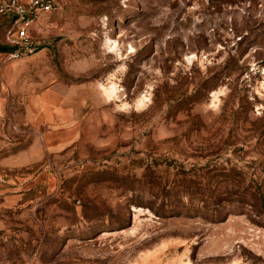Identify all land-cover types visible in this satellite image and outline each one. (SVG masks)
I'll list each match as a JSON object with an SVG mask.
<instances>
[{
	"label": "rangeland",
	"instance_id": "obj_1",
	"mask_svg": "<svg viewBox=\"0 0 264 264\" xmlns=\"http://www.w3.org/2000/svg\"><path fill=\"white\" fill-rule=\"evenodd\" d=\"M51 2L0 51V264H264V0Z\"/></svg>",
	"mask_w": 264,
	"mask_h": 264
},
{
	"label": "built area",
	"instance_id": "obj_2",
	"mask_svg": "<svg viewBox=\"0 0 264 264\" xmlns=\"http://www.w3.org/2000/svg\"><path fill=\"white\" fill-rule=\"evenodd\" d=\"M51 0H0V14L11 20L12 59L34 54L33 28L41 16L53 10Z\"/></svg>",
	"mask_w": 264,
	"mask_h": 264
},
{
	"label": "trees",
	"instance_id": "obj_3",
	"mask_svg": "<svg viewBox=\"0 0 264 264\" xmlns=\"http://www.w3.org/2000/svg\"><path fill=\"white\" fill-rule=\"evenodd\" d=\"M13 50H14V47H8V46H2L0 49V51L4 52V53H11V52H13ZM263 205H264V203H263Z\"/></svg>",
	"mask_w": 264,
	"mask_h": 264
}]
</instances>
